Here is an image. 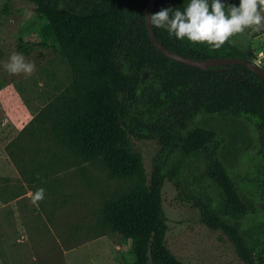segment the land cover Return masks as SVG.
Returning a JSON list of instances; mask_svg holds the SVG:
<instances>
[{"label": "trees", "instance_id": "trees-1", "mask_svg": "<svg viewBox=\"0 0 264 264\" xmlns=\"http://www.w3.org/2000/svg\"><path fill=\"white\" fill-rule=\"evenodd\" d=\"M31 1L47 20L43 33L56 42L73 75L36 120L58 145L79 158L101 159L111 178L139 179L132 190L106 200L102 208L105 225L134 244L133 264H184L165 242V181L179 177L187 157L217 142L219 122L242 114L258 118L264 159V77L240 64L202 69L164 55L148 33L150 0ZM186 5L187 0H155L151 13L162 6ZM153 29L166 47L189 57L238 56L253 61L230 42L213 49ZM200 114L216 122L190 127ZM132 138H158L162 146L149 180L141 153L131 147ZM206 163L207 176L221 196L219 203L206 199L200 204L203 222L223 230L246 264H264V247L248 245L234 221L254 210L253 202L216 155L208 154ZM260 189L264 193V180Z\"/></svg>", "mask_w": 264, "mask_h": 264}, {"label": "rangeland", "instance_id": "rangeland-1", "mask_svg": "<svg viewBox=\"0 0 264 264\" xmlns=\"http://www.w3.org/2000/svg\"><path fill=\"white\" fill-rule=\"evenodd\" d=\"M46 24L31 0H0V264H133L134 244L105 225L102 208L139 179L111 178L101 159L84 161L58 145L36 120L73 79L56 42L43 33ZM230 41L264 68V30L247 29ZM13 53L33 62L35 71H5ZM212 120L200 114L190 127L212 126ZM257 120L242 114L219 122L217 142L187 157L176 180L166 179L165 242L184 264H246L232 239L202 220L200 204L219 203L221 196L206 173L211 153L255 206L234 220L240 232L248 245L264 247V159ZM131 147L141 153L149 180L162 147L158 138H132ZM41 188L44 199L33 203Z\"/></svg>", "mask_w": 264, "mask_h": 264}, {"label": "clouds", "instance_id": "clouds-1", "mask_svg": "<svg viewBox=\"0 0 264 264\" xmlns=\"http://www.w3.org/2000/svg\"><path fill=\"white\" fill-rule=\"evenodd\" d=\"M151 26L163 29L169 38L187 40L192 44H206L221 48L230 38L250 29L264 30V0H187L183 9L160 7L148 16ZM3 68L10 74H32L35 64L26 61L22 53H13ZM44 199V189L32 196L33 203Z\"/></svg>", "mask_w": 264, "mask_h": 264}, {"label": "water", "instance_id": "water-1", "mask_svg": "<svg viewBox=\"0 0 264 264\" xmlns=\"http://www.w3.org/2000/svg\"><path fill=\"white\" fill-rule=\"evenodd\" d=\"M155 0H150L147 7H146V24L148 33L150 36V39L157 50L162 52L164 55H166L169 58H172L176 61H179L181 63L199 67L202 69H206L211 66L216 65H227V64H240L248 68L250 71L260 75L261 77H264V68L260 66L255 61H251L248 59H245L243 57L238 56H231V57H211L207 59H196L193 57H189L180 53H177L168 47H166L157 37V35L154 32L153 26L150 25L148 16L151 13V9L153 7V3Z\"/></svg>", "mask_w": 264, "mask_h": 264}]
</instances>
